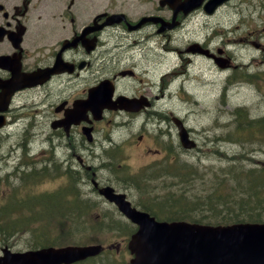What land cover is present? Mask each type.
Returning <instances> with one entry per match:
<instances>
[{"label":"rangeland","instance_id":"1","mask_svg":"<svg viewBox=\"0 0 264 264\" xmlns=\"http://www.w3.org/2000/svg\"><path fill=\"white\" fill-rule=\"evenodd\" d=\"M200 14L193 20H199L195 25L197 33L192 28L184 41L200 39L215 49L221 47L226 50V57H230V64L223 68L212 58L186 52L162 56L159 48L150 60L143 59L139 66L136 64L135 80L123 83V86L132 85V91L150 92L156 101L155 108L146 118L144 114L109 112L105 121L99 124V136L104 143L98 149L105 150L104 146L112 141L110 136L120 144L107 150L109 154L94 158L95 163L108 160L102 163L106 169L102 174L114 175L116 180L113 182L128 189L130 198L138 203L139 208L150 209L151 206L163 217L175 213L168 201L173 194H186L192 199L217 189L237 191L231 178H235L238 172L229 170V163H234L235 159H242L238 163L244 170L256 164L264 165L263 121L252 122L264 115V1L233 0L220 7L217 13ZM157 40L159 43L163 41L161 37ZM184 47L181 45L182 49ZM188 54L193 63L184 61ZM136 56L144 58L143 54ZM122 61L121 66L127 67L128 60L124 58ZM147 68L155 71L151 83L141 82L144 77L141 73ZM30 112L31 116V108ZM163 114V125L169 123V114L183 117L198 146L184 150L175 124L166 134L173 141H163L164 129L160 131L156 124L157 116ZM28 120L25 133L23 127L0 130V205L8 206V197L9 203L18 208V200L23 196L30 201L64 193L86 200L90 209L86 210V205L79 207L82 203L74 205V200L69 205L76 207L62 210L63 215L49 218L29 213L25 223L36 220L38 226L26 227L10 239L0 240V252L5 245L16 250L26 249L34 242L61 240V243H103L108 247L98 256L77 264H124L129 261L131 254L124 251L122 241H128L134 226L114 205L103 201L98 192H93L91 184L83 183L78 174H74L78 178L75 189L73 179L69 180L67 175L56 171H42L35 175L31 172L42 167V162L37 161L41 133L37 118L32 116ZM160 145L168 149L169 156L157 162L153 155H144L146 147ZM150 163L143 171L142 166ZM127 164L133 169L128 173L121 167ZM23 171L31 173L22 179ZM134 176L140 180L136 183L140 190L129 184L130 177ZM143 178L146 180L142 181ZM158 203L166 207L158 209ZM42 204L48 203L44 200ZM42 208L50 215L56 213L53 206ZM254 210L259 211V208ZM21 211L14 209L15 213ZM186 212L189 217L190 213L195 217L207 216L202 209L189 208L178 213ZM33 228L34 232L28 230ZM41 237L43 239L37 241Z\"/></svg>","mask_w":264,"mask_h":264},{"label":"flooded vegetation","instance_id":"2","mask_svg":"<svg viewBox=\"0 0 264 264\" xmlns=\"http://www.w3.org/2000/svg\"><path fill=\"white\" fill-rule=\"evenodd\" d=\"M185 1L161 4V0H0V33L6 34L0 40V57H5L0 61V95L6 89L9 91L6 85L16 75L37 82L9 95L10 104L3 113L7 126L27 127L29 117H36L41 133L37 152L40 162L45 166L47 162H66L70 170L75 168L73 171L83 183L91 184V190L98 189L94 180L114 184L109 175L102 174L106 170L102 163L108 161L95 163L94 158L120 146L113 143L104 151L98 149L104 143L99 136V124L109 112L118 110H106L102 119L95 120L88 105L90 92L105 84L114 88V98L124 94L147 96L152 108L155 102L150 92H135L132 85L123 83L135 80L136 64L150 60L159 48L165 54L186 52L215 61L223 57L230 62L221 47L215 49L200 39L184 41L192 28L197 33L195 25L199 20H193L204 12L203 5L186 12L182 8ZM111 16H115V22L110 23ZM14 31L17 35L22 31L19 44L9 38ZM158 37L162 38L161 43ZM123 56L128 60L127 67L121 66ZM183 59L194 62L189 54ZM147 70L146 76L153 81L155 71ZM68 120H73L69 127L58 125ZM88 129L92 130V141L86 135ZM169 140L173 141L165 135V141ZM144 155H153L157 160L169 156V152L146 147Z\"/></svg>","mask_w":264,"mask_h":264},{"label":"water","instance_id":"3","mask_svg":"<svg viewBox=\"0 0 264 264\" xmlns=\"http://www.w3.org/2000/svg\"><path fill=\"white\" fill-rule=\"evenodd\" d=\"M223 0H211L205 6L213 13ZM195 7V4H189ZM191 8V9H192ZM108 103V101H107ZM95 104V101H94ZM107 106H110L107 104ZM96 111L100 108L96 106ZM181 141L187 148L196 146L183 123L176 119ZM1 125V124H0ZM116 200L124 213L140 229L132 235L130 249L136 254L128 264H260L264 262V224L210 226L189 222H158L149 213L133 209L124 197L102 190ZM101 246H69L37 251L12 252L4 249L0 264H59L95 255ZM264 264V263H263Z\"/></svg>","mask_w":264,"mask_h":264},{"label":"trees","instance_id":"4","mask_svg":"<svg viewBox=\"0 0 264 264\" xmlns=\"http://www.w3.org/2000/svg\"><path fill=\"white\" fill-rule=\"evenodd\" d=\"M262 122L264 125V116L261 118H256L252 120L253 123ZM241 124H243L241 122ZM234 163H229V170H237L238 175L234 178L232 177L231 181L237 186V191H222L221 189H217L215 192L205 193L199 197H193L192 199L187 198L181 195L173 194L171 198L168 199L170 201V205L173 207H187L190 209H195L196 207H206L204 209L211 211H224V209H228L230 211L231 219L240 221V220H262L263 212L261 211H253L252 208H262L264 207V165L256 164L254 167L248 168L244 170L242 166L238 162H242V159L237 161L234 160ZM229 172V171H228ZM243 174V177H239ZM254 191V193H251ZM258 193V194H257ZM255 194V195H252ZM63 195V194H62ZM60 195L58 200V205L62 208L65 207H76L74 205L80 204L89 205L86 200H81L76 197H69L67 194ZM197 196V195H196ZM254 198L251 200V198ZM53 200L54 198H50ZM156 199V198H155ZM55 200V199H54ZM76 201L74 205H69L70 201ZM155 201V200H154ZM157 206H162V204H157ZM150 210L153 207L149 206ZM251 208V209H249ZM190 210L189 212H191ZM11 211L5 212L4 207H0V236L4 239L14 234L17 231L23 230V219L18 217L22 216V214L18 213L16 219L12 222L11 219ZM158 213V212H155ZM190 218H195V216L190 213ZM214 219V218H213ZM212 219V221H213Z\"/></svg>","mask_w":264,"mask_h":264},{"label":"bare ground","instance_id":"5","mask_svg":"<svg viewBox=\"0 0 264 264\" xmlns=\"http://www.w3.org/2000/svg\"><path fill=\"white\" fill-rule=\"evenodd\" d=\"M96 148V147H95ZM91 176V175H90ZM77 177V176H76Z\"/></svg>","mask_w":264,"mask_h":264}]
</instances>
